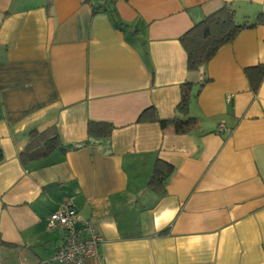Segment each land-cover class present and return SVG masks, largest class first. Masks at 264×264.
Masks as SVG:
<instances>
[{
	"label": "crops",
	"instance_id": "crops-1",
	"mask_svg": "<svg viewBox=\"0 0 264 264\" xmlns=\"http://www.w3.org/2000/svg\"><path fill=\"white\" fill-rule=\"evenodd\" d=\"M223 3L239 22L264 12V0H0V264H62L64 234L45 227L63 204L102 238L85 264H264V79L253 92L244 74L264 63V25L204 73L186 69L179 40ZM205 76L189 133L137 122L150 106L172 116L180 84ZM88 120L114 129L86 142ZM51 126L65 151L26 150ZM157 159L174 167L162 195L147 186Z\"/></svg>",
	"mask_w": 264,
	"mask_h": 264
},
{
	"label": "trees",
	"instance_id": "trees-1",
	"mask_svg": "<svg viewBox=\"0 0 264 264\" xmlns=\"http://www.w3.org/2000/svg\"><path fill=\"white\" fill-rule=\"evenodd\" d=\"M101 10L105 11L106 7L104 5L93 6L92 12L97 13ZM256 25H264V12H257L253 18H246L239 22L236 18L235 9L231 4L223 3L219 8L205 15L180 35L179 40L187 56L186 69L204 73L206 64L220 47L233 41L241 30L253 28ZM244 74L250 89L256 92L262 79H264V63L246 67ZM207 81H209V78L205 76L198 82L186 80L182 82L180 84L179 102L176 104L172 116L160 117L155 107L150 106L139 113L137 122H157L163 132L171 130L174 134L189 133L197 124L196 118L189 113L190 99L192 95L199 93L201 87ZM194 89L196 90L194 91ZM113 129L114 125L108 121L88 120V140L86 142L108 138ZM39 145L41 147L38 152L39 156H48L55 150H66L54 126L42 131L33 130L29 133L26 150ZM24 154L27 155L26 151ZM173 170L174 167L171 164L157 159L153 165L147 186L160 195L164 194L166 179Z\"/></svg>",
	"mask_w": 264,
	"mask_h": 264
},
{
	"label": "built area",
	"instance_id": "built-area-1",
	"mask_svg": "<svg viewBox=\"0 0 264 264\" xmlns=\"http://www.w3.org/2000/svg\"><path fill=\"white\" fill-rule=\"evenodd\" d=\"M225 128L219 124V130ZM46 230L58 229L64 238L55 252V258L62 264H85L87 258L98 254L102 240L95 225L88 219L81 218L74 206L63 204L46 218Z\"/></svg>",
	"mask_w": 264,
	"mask_h": 264
},
{
	"label": "rangeland",
	"instance_id": "rangeland-1",
	"mask_svg": "<svg viewBox=\"0 0 264 264\" xmlns=\"http://www.w3.org/2000/svg\"><path fill=\"white\" fill-rule=\"evenodd\" d=\"M253 16H254V15H252L250 18H253ZM237 20H239V21H240V19H239V18H237ZM241 22H242V21H241Z\"/></svg>",
	"mask_w": 264,
	"mask_h": 264
}]
</instances>
